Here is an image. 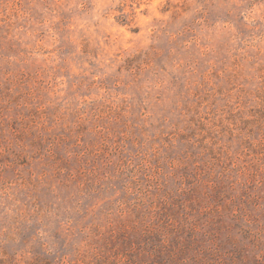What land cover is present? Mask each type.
I'll return each mask as SVG.
<instances>
[{
  "label": "rangeland",
  "instance_id": "obj_1",
  "mask_svg": "<svg viewBox=\"0 0 264 264\" xmlns=\"http://www.w3.org/2000/svg\"><path fill=\"white\" fill-rule=\"evenodd\" d=\"M0 264H264V0H0Z\"/></svg>",
  "mask_w": 264,
  "mask_h": 264
}]
</instances>
